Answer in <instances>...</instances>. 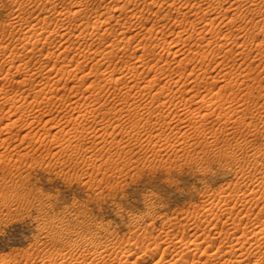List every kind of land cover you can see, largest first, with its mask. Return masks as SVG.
Returning a JSON list of instances; mask_svg holds the SVG:
<instances>
[{"label": "rangeland", "instance_id": "obj_1", "mask_svg": "<svg viewBox=\"0 0 264 264\" xmlns=\"http://www.w3.org/2000/svg\"><path fill=\"white\" fill-rule=\"evenodd\" d=\"M180 1L0 0V38H4L0 40L1 93L6 91L5 93L9 92V95L16 96L17 94L19 97H23V95L25 97L30 94L31 98L32 92H34L36 88L47 87V89H49L56 84L54 88L56 87L57 91H59H55L54 93H57L58 96L64 95L65 98L67 96L73 97L75 101L74 102L73 99V102L69 100L66 106L67 108L70 107V104L71 106L79 104H75L79 100V105L84 109L86 106H91L92 103V106L101 104L100 101H92L94 97L84 99V96H90V93H93L99 82L101 86L105 88L103 87L95 92H99L96 97H101V101L104 100L102 103L106 104L103 106V111L114 108L113 110L115 112L113 115L109 111L106 117H94L90 115L81 123L75 121L76 124L80 123L79 127L84 131V134L78 136L77 133L73 131V133L75 132L74 137V134L69 132L73 130L72 128L74 126H71V124L73 125L74 121L68 122V120L73 114L75 115V113H72L70 116L66 115L68 118L70 117L69 119L63 117L65 116V111L62 112L60 108L61 105L63 106L65 105L64 103H66L63 98L55 99L53 102L54 104L51 103L49 105L51 107L47 106L45 103H41V105L38 106L39 108H35V110H39L41 107L43 108L42 110L49 108L50 112L48 111V113L50 115L48 114L46 117L49 116L47 120L50 118L53 124L50 123V120L47 122L49 124H47L48 126L46 125V128H49L48 132L44 131L42 126L44 122H41V116L37 115L38 118L33 114H28L29 111H31V113L35 111L30 106L28 112L21 115L20 111L15 110V105L4 100H1L3 102L0 101V107L2 108H0V118H3L0 119V129L9 122H12V119L18 120V123L12 128L5 127L4 130L0 131V141L2 142V144L0 143V153H2V155L0 154V159L3 157L0 160V264H59V258L63 257V255L65 256V254V257H68L70 260L79 256L80 259H84L87 255L89 256V254L85 253L87 251L84 248V250H82V247L71 245V242H74V240H78L79 242L86 241L84 242L86 244H96V242L104 244L108 242L110 246L113 245V247L115 246L120 250H124L127 246L132 245V247L138 249V251L140 250L139 255L141 254L143 257L135 264H156V259L162 254H164L162 256L165 258L162 259L163 262L173 264V261L176 259L174 257H177L173 242L176 241V238H179L178 235L180 238L185 237L183 238L184 240L188 238L192 239L195 235L196 237L199 236L198 239H201L199 240L200 242H204L206 239L204 243L202 242L204 245H202L201 250L195 252L194 257L197 259L199 256L202 257L199 254L205 252L204 248L206 249V247L212 248L213 246V250L216 248V251L222 252L229 250L232 243L224 238L226 236V230L229 228L238 226L250 230L257 222V225L260 223L264 224V211L260 212V208L264 204L259 202L257 206L247 200L248 203L243 201L244 198L247 199L246 197L250 198L249 192L251 189V192L256 193L255 197L264 195V191L261 192L264 188L260 191V189L256 187V185H258V179L259 182L261 179L264 181V155H262L264 153V146H261L264 145V25L258 20L259 16H257L256 10L246 9L252 6V1L250 0H246V3L245 0ZM188 1L192 3L187 4ZM232 2H237L236 4L241 3L243 8L241 6V8H239L240 10L233 9V6H231ZM193 3L195 4L192 5ZM196 4L198 5L197 9ZM209 4L210 6H208ZM185 5H187V7H184ZM158 6H160V9ZM181 6L184 7L183 9L188 10L190 9L188 7L194 9L192 6H195V9L189 10L188 12V10H183ZM254 7L256 6H252V8ZM112 9L114 11H112ZM155 9L157 10L155 11ZM207 9H212V12L207 14ZM72 11L73 13H71ZM184 12L186 15H184ZM205 13L207 14L206 16ZM125 14L127 15L125 16ZM36 16L38 19H36ZM28 17L31 18V20ZM44 17L47 18L45 19ZM101 17L107 30L103 24L100 25L102 29L100 26H95V21L99 20L100 23V20H102ZM20 18L23 19V21L27 19L24 21L26 26H24L21 31V27H19L17 23L16 26L14 24V20ZM42 19H44V21ZM93 20L95 21L93 22ZM124 20L127 21L122 23ZM28 22L31 23L29 24ZM43 22L44 24L46 23L45 25L48 29L44 24H41ZM36 23H38L39 26L44 25L47 31L44 34L45 36L43 35L41 37L43 40L40 38V41H42L40 43L38 42L39 44L33 49L30 47L31 45L26 46V41L23 40V38L19 39L18 35H22L26 30L28 31L32 26L31 24L34 25ZM154 24L153 32H151L150 27ZM258 24L261 26L260 29ZM160 25H163L165 28ZM91 26L94 27L92 28ZM110 26H113L112 30ZM124 26L126 28H124ZM127 26L129 27L128 29ZM96 27H99V29ZM210 27L211 29L213 28L212 31ZM199 28L202 31L206 29V32L203 31L204 35L202 31L200 32ZM70 29H72V31ZM104 29L105 31H103ZM180 29H182L181 31L184 35L187 34V37L189 35L191 37L194 32L195 35L193 34L191 39L189 37V39L185 38L186 36L183 35L185 41V44H183V38L180 41L179 38L176 40V36L180 32ZM96 30H98V32ZM198 30L199 32H197ZM256 30L258 32H255ZM31 32V30L28 31L29 34ZM37 33L39 34L40 32ZM200 35H203V38ZM224 37L227 38L224 39ZM37 38L38 37H35L34 39V37H32V41ZM126 39L129 40L127 41ZM170 40H173L172 44H170ZM186 40L189 41L187 42ZM5 42L8 43L5 44ZM111 42H116L117 44L121 43V45H117L120 47L118 55L112 57V59L108 61H99L97 60L98 56L94 58V53L96 54V52L100 50L106 51ZM123 42L125 43L124 46L127 44V51L123 48ZM140 42H142L141 45ZM163 42H167V45L170 44L169 46L166 45L169 48L164 47L163 49L162 46L161 48L155 46L157 44H163ZM220 42H224L226 45ZM9 43L10 46L8 45ZM3 45L7 46L6 51H4L5 49L3 47L5 46ZM14 46L16 47L14 48ZM29 47L31 48L30 50ZM89 47L90 50L93 49L95 52L93 50L91 53L88 52L90 51ZM26 48L28 49L26 50ZM14 49L18 50V55H16L17 53ZM69 49L70 51H68ZM189 49L190 51L191 49L195 51V53H193L194 56H196L195 58L192 55V51L188 52ZM10 50L11 52H9ZM25 51H29L30 53L28 52V54ZM202 51L206 52L205 57L203 56L204 53H201ZM184 52L185 56H187L186 53H190L186 59L183 55ZM20 53L22 54L20 55ZM23 53L26 55V58ZM7 54L9 56H5ZM53 55L57 56L54 57ZM49 56H53L52 59L49 58ZM14 57L17 60H13ZM187 59L192 62H188ZM7 60H13L14 62L12 63ZM139 60H141V62ZM41 61L44 62V64L46 63L47 66L42 65L43 63ZM98 61L99 63H97ZM78 62H80V64ZM144 62H146V64ZM14 63H16V66H12ZM95 63L99 65L97 66ZM130 65H137L139 68L135 71L133 69L129 70L128 66ZM72 66H76L75 68L77 71L74 68L71 72ZM152 66H156L157 69H154ZM161 66H164V68ZM109 67L112 69H109ZM122 67L123 72L126 74L124 80L127 81L129 77L132 79L135 77L134 80H136L139 76L136 81L138 82L141 80L139 83H141L142 86H144V84L148 85L150 81V86H148L152 94L156 91L155 89L159 90L164 86V88L166 87L163 89L165 92L164 94H168V97L173 96V99L175 97V100H181L182 98L188 99V105L194 106V109L195 106L196 109H198L199 105L202 104V95L208 94L209 98V96L215 94L220 96L218 100L215 102L213 101L214 104L211 103V105H213L212 110L215 109L217 105L215 103L221 99H223L222 103L224 107L223 109H215V113L211 112L212 110L209 111L205 116L207 119L205 117L204 119L198 117L197 120L190 119L186 121L183 119L181 122L178 121V117L172 119L173 121L167 118V121L170 120V125L168 123L165 124L160 118L158 120V117L155 115L150 117V119H144L145 122L142 119L137 125L138 127L140 126L139 128H137V126L132 127V120H136L137 114L133 116L131 112L134 111H131L130 115H127L128 113H120L119 109L134 107L140 103L145 105V102L149 104L148 102H150L152 98L149 100L151 96L145 95L149 90L145 91L142 95H136L138 100L131 97L130 100L132 103L130 100L126 103L122 94L119 95V97H115V99L107 96L109 91L111 92L114 88H111V84L103 83V74L107 76L111 70H122ZM28 69H30L31 72L28 71ZM92 69L93 72L91 73L90 71ZM141 69H143V73L141 72V74H139ZM49 70H51V75L49 74ZM155 70L158 71L155 72ZM130 71L136 74L133 73L131 75V73H129ZM33 72H35L34 74L36 75L30 76ZM62 72L64 74H62ZM54 73L57 75H53ZM91 74L93 75L91 76ZM153 74H157L156 81L150 79ZM164 74L165 76H163ZM180 74L183 76L182 78ZM28 75L33 78H31V81L24 82L22 78L25 80V78L29 77ZM83 75L86 76L81 79ZM178 76L180 77L178 78ZM211 76H214V79ZM174 78H178V83ZM174 80L175 84L177 83L176 85H172ZM225 80H228L227 82L229 84H227ZM91 82L94 84H91ZM88 83H90V85ZM193 84L196 89L201 91L200 97L192 98L190 97L191 93H186L190 87H194ZM176 88H180L184 91H179L180 93L175 91V94L173 91L174 89L176 90ZM216 90L220 91L215 93L217 92ZM135 91L136 89L134 90L133 88L132 94H134L133 92ZM211 92L214 93L212 94ZM49 94L50 93H48V95ZM43 96L44 95H42V97L40 96L41 99L39 98L41 102L46 100ZM78 96H83L84 98L82 97L83 99H81ZM189 98L190 101L192 99L194 101L192 100L190 103ZM120 100L121 102H119ZM133 100L138 102L135 103ZM83 102H89L91 105H81ZM152 103L153 102H151L150 105H152ZM153 104V106L156 107L159 102L156 101ZM114 106H116L117 109ZM57 107H59L60 112ZM159 107L160 106L156 107L157 111H161L165 115L171 110V106H167V104ZM245 108L246 111H244ZM113 110H111V112ZM222 110H224V112ZM143 111L142 114L143 116L145 115L144 117L146 118V116H148V110L145 109ZM9 113L10 116H8ZM225 113L228 117L224 118L219 116ZM109 114L110 117L108 116ZM53 115L58 117H53ZM7 116L9 119H6ZM46 117L44 118L45 120ZM57 118L59 122L56 121ZM237 118H240V120H237ZM60 120L63 124L67 121L64 124L65 126L60 123ZM147 120H149L148 123H146ZM32 121L33 123H30ZM110 121L114 122L112 123ZM183 121L185 122L183 123ZM191 121L194 124H191ZM106 122H109L112 127H109L107 132H103L101 128L108 125ZM158 122H160V125ZM255 122L257 124H255ZM117 123H119V126ZM115 124L117 126L114 131L113 126ZM184 124H186V126ZM201 124L204 126L199 127V129L194 127ZM39 125L42 129H39ZM52 125H55L56 128ZM160 126H163L161 128L164 129L163 137V134L160 135L155 129ZM61 127L63 130L60 129ZM169 127L173 130L172 132ZM257 128L259 131L256 130ZM64 129L66 132H64ZM59 130L62 133H60ZM26 131L27 135H25ZM55 131L57 134L54 133ZM254 132L257 133L255 134ZM69 133H71V135ZM2 135L3 138L6 137V140L1 138ZM61 136H65V141ZM61 138L64 142H62ZM21 139L24 141H21ZM8 140L10 141L9 143L6 142ZM62 144H64V146ZM256 148L260 154L255 153L257 152ZM255 157L256 161L254 160ZM257 161L261 163L259 164ZM260 165H262V167ZM261 175L262 178L260 179ZM253 190H256V192ZM242 195L243 199L241 198ZM232 196L233 199L231 198ZM226 197L232 200L229 202L230 199L228 200ZM252 204L254 206H252ZM224 209L225 211L223 212ZM214 211L218 216H215ZM230 211L233 213L229 215L228 212ZM250 212L251 214L249 215ZM227 216H229V218H226ZM251 222L256 223L254 224ZM252 224L253 226H250ZM192 227H195L194 230L191 229ZM202 229L204 231H202ZM205 231L206 233L210 232V240H208L209 237L204 238L203 233H205ZM175 234L177 237L173 236ZM232 239L233 238H230V240ZM262 239L261 245L264 250V239ZM169 246L171 247L169 248ZM154 247L157 250L154 251L155 253L151 251ZM142 249L146 252L144 255L141 253L143 252ZM162 251H164V253ZM172 252L174 256H172ZM82 253L86 256L82 255ZM253 254L254 253H247L246 255V253H244V257L240 256L238 258L242 260V263L244 262L243 264H253L252 260L255 261L257 257H260L259 252ZM192 256L190 258H193ZM183 257H187V255L184 254ZM200 257L198 259L201 262V260L205 258V255H203L202 259H200ZM248 259L251 261L249 260L248 262ZM213 262L216 263L217 261L215 262L214 260ZM196 264L200 263L196 262Z\"/></svg>", "mask_w": 264, "mask_h": 264}, {"label": "bare ground", "instance_id": "obj_2", "mask_svg": "<svg viewBox=\"0 0 264 264\" xmlns=\"http://www.w3.org/2000/svg\"><path fill=\"white\" fill-rule=\"evenodd\" d=\"M155 1V0H154ZM176 1V0H175ZM180 1V0H179ZM190 1V0H189ZM189 1H188V3L187 4H191V3H189ZM222 1V0H221ZM235 1V0H234ZM250 1H252L251 3V5L252 6H256V7H254V8H252V6H250L249 8L247 7L246 9H250V10H256V14H257V16H259V18H258V20L260 21V22H262L263 23V25H264V0H259V2H258V0H250ZM250 1H248V2H250ZM181 2V1H180ZM184 2V1H183ZM182 2V3H183ZM220 2V1H219ZM154 3V2H153ZM237 3V2H236ZM235 2H232V5L231 6H233L232 8L233 9H238V10H240L239 8H241V6H242V4L241 3H238V4H236ZM245 3H246V0H245ZM173 4H174V2H173ZM185 4H186V2H185ZM195 3H193L192 5H194ZM221 4V3H220ZM241 4V5H240ZM248 4V3H247ZM22 5V4H21ZM171 5V4H170ZM197 5V4H196ZM244 5V4H243ZM76 6H77V4H76ZM183 6V5H182ZM181 6V7H182ZM208 6H210V4L208 5ZM230 6V5H229ZM230 6V7H231ZM234 6H235V8H234ZM22 7V6H21ZM79 7V6H78ZM152 7V6H151ZM159 7V9H160V6H158ZM184 7H187V5H185ZM184 7H182V9L184 8ZM192 7H194V9H195V6H192ZM197 7H198V5L196 6V9H197ZM230 7H229V9H230ZM246 7V6H245ZM244 7V8H245ZM188 8H190L189 10L191 11L192 9H191V7H188ZM242 8H243V6H242ZM23 9V8H22ZM193 9V10H194ZM54 10V9H53ZM71 10V9H70ZM76 10H77V8H76ZM76 10H75V12H76ZM157 9H155V11H156ZM183 10H188V9H183ZM189 10H188V12H189ZM238 10H235V11H238ZM78 11H80V10H78ZM112 11H114L113 9H112ZM195 11H198V10H195ZM195 11H194V14H195ZM207 11V14L209 13V12H212V9H207L206 10ZM205 11V12H206ZM59 12H61V11H59ZM58 12V13H59ZM70 12V11H69ZM82 12V11H81ZM96 12V11H95ZM136 12V11H135ZM134 12V13H135ZM141 12L143 13V11L141 10ZM140 12V13H141ZM181 12H183V11H181ZM67 13V12H66ZM71 13H73V11L71 12ZM79 13V12H78ZM78 13H77V15H78ZM106 13V12H105ZM132 13V12H131ZM137 13V12H136ZM135 13V14H136ZM139 13V12H138ZM253 13V12H252ZM75 14V13H74ZM188 14V13H187ZM191 14H193V13H191ZM206 13H205V16L207 15ZM210 14H212V13H210ZM209 14V15H210ZM255 14V13H254ZM17 15V14H16ZM68 15H70V14H68ZM93 15V14H92ZM104 15V14H103ZM127 14H125V16H126ZM184 15H186V13L184 12ZM189 15V14H188ZM72 16H73V14H72ZM94 16V15H93ZM130 16H132V15H130ZM136 16V15H135ZM140 16V15H139ZM204 16V15H203ZM202 16V17H203ZM22 17V16H21ZM40 17V16H39ZM66 17H68V16H66ZM71 17V16H70ZM98 17H100V16H98ZM108 17H109V15H108ZM29 18V17H28ZM45 18V17H44ZM47 18V17H46ZM45 18V19H46ZM110 18V17H109ZM125 18V17H124ZM128 18H129V16H128ZM204 18H206V17H204ZM30 20H31V18H29ZM36 19H38L37 18V16H36ZM41 19V18H40ZM68 19V18H67ZM101 19H102V17H101ZM106 19H107V17H106ZM215 19V18H214ZM25 20H27V19H25ZM24 20V21H25ZM35 20V19H34ZM43 21H44V19H42ZM95 20H96V18H95ZM95 20H93V22L95 21ZM98 20V19H97ZM202 20H203V18H202ZM202 20H201V22H202ZM210 20H211V18H210ZM24 21H23V19H16V20H14V24H15V26H16V23L19 25V27H21V29H20V31L22 30V28L24 27V26H26L25 25V23H24ZM101 22L99 23V20L98 21H95L96 23V25L95 26H100L101 24H103V19L102 20H100ZM105 21V20H104ZM127 21V20H126ZM125 20H124V22H122V23H125L126 22ZM259 21H257V22H259ZM32 22V21H31ZM30 22V23H31ZM36 22V21H35ZM34 22V23H35ZM39 22V21H38ZM130 22V21H129ZM128 22V24L130 25V23ZM208 22L210 23V21H209V19H208ZM29 23V22H28ZM29 23V24H30ZM62 23V22H61ZM132 23H133V20H132ZM132 23H131V25H132ZM205 23V22H204ZM208 23V24H209ZM41 24H44V22L43 23H41ZM40 24V25H41ZM46 24V23H45ZM44 24V25H45ZM48 24V23H47ZM66 24V23H65ZM105 24H106V21H105ZM136 24V23H135ZM206 24V23H205ZM205 24H204V26H205ZM32 26L29 28V30L28 31H32L30 34L28 33V31L26 30L25 31V33H23L22 35H18L19 37V39L20 38H23V40H25L26 41V46H28V45H31L30 47L31 48H36V45L37 44H39L43 39L41 38L45 33H46V31H47V27H46V25H45V27L47 28H45L44 27V25H41V26H39L38 25V23H36V24H31ZM104 25V24H103ZM107 25V24H106ZM201 25V24H200ZM259 25V24H258ZM10 26V25H9ZM27 26H28V24H27ZM155 26V24L154 25H152L150 28V30H151V32H153V27ZM160 26H163V25H160ZM203 26V27H204ZM206 26H207V24H206ZM260 26V25H259ZM92 27V26H91ZM94 27V26H93ZM92 27V28H93ZM104 27L106 28V26L104 25ZM103 27V28H104ZM108 27V26H107ZM113 27V26H112ZM111 26H110V29L112 30L113 28H112ZM123 27V26H122ZM157 27H158V25H157ZM164 27V26H163ZM97 29H99V27H96ZM96 28H94V29H96ZM100 28H101V26H100ZM124 28H126L125 26H124ZM129 27L127 26V29H128ZM133 28V27H132ZM160 28V27H159ZM158 28V29H159ZM165 28V27H164ZM163 28V29H164ZM202 28V27H201ZM208 28V27H207ZM258 28V27H257ZM256 28V29H257ZM261 28V26L259 27V29ZM263 28V27H262ZM26 29V28H25ZM57 29V28H56ZM60 29H62V28H60ZM87 29V28H86ZM102 29V28H101ZM109 29V30H110ZM157 29V30H158ZM161 29V28H160ZM205 29V28H204ZM210 29H211V27H210ZM69 30V29H68ZM71 31H72V29H70ZM83 30V29H82ZM106 30H107V28H106ZM148 30V29H147ZM182 29H180V32L178 33V35L176 36L177 38H176V40H178V38H179V41L183 38V35H184V33H182V31H181ZM187 30V29H186ZM199 30H200V32L202 31L200 28H199ZM199 30L197 31V32H199ZM206 30V29H205ZM205 30H203V31H205ZM213 30V28L211 29V31ZM89 31V30H88ZM97 32H98V30H96ZM103 31H105V29L103 30ZM124 31H126V30H124ZM159 31V30H158ZM162 31V30H161ZM160 31V32H161ZM185 31V30H184ZM193 31V30H192ZM194 31H196V30H194ZM203 31H202V34H203ZM208 31H209V29H208ZM210 31V32H211ZM263 31V30H262ZM17 32V31H16ZM37 32H40L39 34L37 33ZM54 32V31H53ZM83 32L85 33V31L83 30ZM87 32V31H86ZM109 32V31H108ZM107 32V33H108ZM113 32V31H112ZM140 32V31H139ZM148 32H150V31H148ZM155 32H156V30H155ZM187 32V31H186ZM206 32V31H205ZM204 32V33H205ZM255 32H258L257 30L255 31ZM10 33V32H9ZM14 33V32H13ZM22 33V32H21ZM37 33V34H36ZM70 33V32H69ZM81 33H82V31H81ZM102 33V32H101ZM124 33V32H123ZM135 33H137V32H135ZM157 33V32H156ZM189 33V32H188ZM190 33H191V30H190ZM189 33V34H190ZM259 33H260V31H259ZM259 33H257V34H259ZM15 34V33H14ZM18 34V33H17ZM20 34V33H19ZM34 34H36V35H34ZM50 34V33H49ZM49 34H47V35H49ZM83 34V33H82ZM82 34H81V36H82ZM121 34V33H120ZM127 34V33H126ZM126 34H124V35H126ZM146 34V33H145ZM162 34V33H161ZM164 34V33H163ZM194 35H195V32L193 33ZM193 34L191 35V37L193 36ZM264 34V33H263ZM46 35V36H47ZM75 35V34H74ZM115 35H117V34H115ZM187 34H185L184 36H186ZM204 35V34H203ZM203 35H200L202 38H203ZM262 35V34H261ZM45 36V35H44ZM60 36V35H59ZM76 36V35H75ZM78 36V35H77ZM148 36V35H147ZM227 36V35H226ZM242 36V35H241ZM254 36V35H253ZM264 36V35H263ZM32 37H34V39H35V37H38L36 40H34V41H32ZM60 37H62V36H60ZM66 37H68V36H66ZM143 37V36H142ZM190 39H191V37H190V35L188 36ZM187 36L185 37V38H188ZM228 37V36H227ZM227 37H224V39L225 38H227ZM1 38H3V37H1ZM1 38H0V40H1ZM40 38L42 39L41 41H40ZM49 38V37H48ZM69 38V37H68ZM79 38V37H78ZM118 38V37H117ZM127 38V37H126ZM174 38V37H173ZM188 38V39H189ZM205 38H206V36H205ZM229 38V37H228ZM254 38V37H253ZM262 38V37H261ZM4 39V38H3ZM9 39V38H8ZM17 39V38H16ZM15 39V40H16ZM115 39V38H114ZM120 39V38H119ZM47 40V39H46ZM46 40H44V41H46ZM71 40V39H70ZM127 40V39H126ZM129 40V39H128ZM127 40V41H128ZM139 40V39H138ZM174 40V39H173ZM173 40H170L169 42H170V44H172L173 43ZM10 41V40H9ZM13 41V40H12ZM21 41V40H20ZM31 41V42H30ZM52 41V40H51ZM77 41H78V39H77ZM142 41V40H141ZM172 41V42H171ZM183 41H184V38H183ZM187 42L189 41V40H186ZM223 41V40H222ZM22 42V41H21ZM39 42V43H38ZM70 42V41H69ZM81 42V41H80ZM125 42V41H124ZM123 42V46H124V43ZM165 42V41H164ZM163 42V44L161 43V44H157V45H155L156 47H160L161 48V46H162V48L164 49V47L166 48L167 46H169V45H167V42L166 43H164ZM177 42V41H176ZM228 42V41H227ZM232 42V41H231ZM8 43V42H7ZM6 42H5V44H7ZM45 43V42H44ZM60 43H62V42H60ZM73 43H74V41H73ZM109 43V42H108ZM116 43V42H115ZM114 42L112 43L111 42V44L108 46V48H107V50L104 52V51H97L96 52V54L94 53V58H96L97 56H98V59L97 60H99V61H103V60H109V59H112V57H114V56H116V55H118V53H119V46H117V45H121V43H119V44H115ZM138 43H139V41H138ZM141 43L142 42H140V45H141ZM144 43V42H143ZM211 43V42H210ZM209 43V44H210ZM220 43H222V42H220ZM219 43V44H220ZM226 43V42H225ZM23 44H24V42H23ZM23 44H21V45H23ZM43 44V43H42ZM183 44H185V41H184V43ZM182 44V45H183ZM223 45H226V44H224V42L222 43ZM9 46H10V43L8 44ZM67 45V44H66ZM65 45V46H66ZM72 45V44H71ZM149 45V44H148ZM167 45V46H166ZM207 45V44H206ZM217 45V44H216ZM215 45V46H216ZM222 45V46H223ZM3 46H5V45H3ZM2 46V47H3ZM9 46H8V48H9ZM13 46V45H12ZM43 46V45H42ZM56 46H58V45H56ZM61 46V45H60ZM68 46V45H67ZM78 46V45H77ZM219 46V45H218ZM16 46H14V48H15ZM21 47V46H20ZM23 47V46H22ZM29 47V50L31 49ZM73 47V46H72ZM126 47H127V44L123 47L124 48V50H126ZM5 50L4 51H6V49H7V46H5V47H3ZM12 48V47H11ZM62 48V47H61ZM75 48H76V46H75ZM88 48V47H87ZM145 48V47H144ZM149 48V47H148ZM155 48V47H154ZM167 48H169V47H167ZM178 48V47H177ZM179 48H180V46H179ZM178 48V49H179ZM17 49V48H16ZM19 49V48H18ZM28 48H26V50H27ZM104 49V48H103ZM151 49V48H150ZM204 49V48H203ZM1 50V49H0ZM3 50V49H2ZM89 50H90V47H89ZM93 50V49H92ZM92 50H90V51H88V52H90L91 53V51ZM124 50H122V51H124ZM144 50V49H143ZM153 50V49H152ZM180 50V49H179ZM184 50H185V48H184ZM183 50V51H184ZM204 50H206V49H204ZM13 51V50H12ZM14 51H16V55H18V53L19 52H17L18 50H15L14 49ZM61 51H63V50H61ZM68 51H70V49L68 50ZM77 51V50H76ZM94 51V50H93ZM121 51V52H122ZM127 51V50H126ZM178 51V50H177ZM191 51H192V55L194 56V54L193 53H195V51H193L192 49H191ZM190 51V49L188 50V52H191ZM9 52H11V50L9 51ZM21 52V51H20ZM26 53H28L27 51H25ZM56 52V51H55ZM80 52V51H79ZM95 52V51H94ZM176 52V51H175ZM199 52V51H198ZM30 53V52H29ZM28 53V54H29ZM47 53V52H46ZM45 53V54H46ZM49 53V52H48ZM50 53H51V51H50ZM78 53V52H77ZM85 53V52H84ZM180 53V52H179ZM202 54H203V56L205 57V54H206V52H201ZM11 54V53H10ZM22 53H20V55H21ZM52 54V53H51ZM60 54V53H59ZM59 54H57L58 56H60ZM67 54V53H66ZM182 54V53H181ZM189 54L190 53H186V55L187 56H189ZM201 54V55H202ZM12 55V54H11ZM10 55V56H11ZM15 55V54H14ZM23 55H25L24 53H23ZM31 55V54H30ZM49 55V54H48ZM57 55H55V56H57ZM81 55V54H80ZM79 55V56H80ZM82 55H83V53H82ZM184 56H185V52H184V54H183ZM5 56H9L8 54L7 55H5ZM29 56V55H28ZM27 56V57H28ZM51 56V55H50ZM49 56V58H51L52 59V57L54 56H52V57H50ZM54 56V57H55ZM79 56H78V58H79ZM87 56H88V54H87ZM92 56V57H93ZM187 56H185V59H186V57ZM192 56V57H193ZM12 57H13V55H12ZM24 57V56H23ZM30 57V56H29ZM44 57V56H43ZM42 57V58H43ZM81 57V56H80ZM143 57H144V55H143ZM191 57V56H190ZM196 56H194V58H195ZM203 57V58H204ZM17 58V57H16ZM21 58V57H20ZM25 58H26V55H25ZM48 58V57H47ZM56 58H59V57H56ZM64 58V57H63ZM138 58V57H137ZM141 58V57H140ZM3 59V58H2ZM9 59H10V57H9ZM15 59V57L13 58V60ZM28 59V58H27ZM45 59V58H44ZM77 59V58H76ZM190 59H192V58H190ZM9 61V60H7V61H9V62H14V61ZM15 60H17V59H15ZM20 60V59H19ZM18 60V61H19ZM24 60V59H23ZM83 60V59H82ZM89 60V59H88ZM94 60V59H93ZM183 60V59H182ZM32 61V60H31ZM35 61V60H34ZM77 61V60H76ZM99 61L97 62V63H99ZM106 61V62H107ZM111 61V60H110ZM140 62H141V60H139ZM138 61V62H139ZM178 61H180V60H178ZM187 61H188V59H187ZM189 61H191V60H189ZM188 61V62H189ZM20 62H22V61H20ZM42 62V61H41ZM48 62H49V60H48ZM67 62V61H66ZM183 62V61H182ZM192 62V61H191ZM19 63V62H18ZM18 63H17V65H18ZM25 63V62H24ZM29 63V62H28ZM40 63V62H39ZM43 64L42 65H46L47 66V64L45 63L44 64V62H42ZM63 63V62H62ZM79 64H80V62H78ZM77 63V64H78ZM97 63H95L96 65H97ZM103 63V62H102ZM133 63V62H132ZM143 63V62H142ZM145 64H146V62H144ZM181 63V62H180ZM16 63H14V65H12V66H16L15 65ZM21 64H23V63H21ZM26 64V63H25ZM33 64V63H32ZM54 64V63H53ZM66 64V63H65ZM69 64V63H68ZM101 64V63H100ZM106 65L108 64V63H105ZM145 64H144V66H145ZM10 65V64H9ZM24 65V64H23ZM27 65V64H26ZM25 65V66H26ZM52 65V64H51ZM62 65V64H61ZM99 65V64H98ZM97 65V66H98ZM103 65V64H102ZM109 65V64H108ZM114 65V64H113ZM139 65V64H138ZM19 66V65H18ZM65 66V65H64ZM68 66V65H67ZM127 66V65H126ZM8 67V66H7ZM43 67V66H42ZM52 67V66H51ZM60 67V66H59ZM66 67V66H65ZM73 67V66H72ZM76 67V66H75ZM75 67H73L72 69H71V72H72V70L75 68ZM77 67H79V66H77ZM129 67V70L130 69H133L134 71L135 70H137L139 67L137 66V65H130V66H128ZM154 69L156 68V66L154 67V66H152ZM162 68H164V66H161ZM17 68V67H16ZM20 68V67H19ZM38 68H40V67H38ZM37 68V69H38ZM83 68V67H82ZM85 68V67H84ZM114 68V67H113ZM118 68V67H117ZM143 68V67H142ZM146 68V67H145ZM148 68V67H147ZM151 68V67H150ZM158 68H160V67H158ZM161 68V69H162ZM4 69V68H3ZM6 69H9V68H6ZM22 69H23V67H22ZM34 69V68H33ZM48 69H51V68H48ZM52 69H53V67H52ZM65 69V68H64ZM76 69V68H75ZM81 69V68H80ZM80 69H78V70H80ZM95 69H98V68H95ZM109 69H112V68H110L109 67ZM125 69H127V68H125ZM124 69V70H125ZM144 69V68H143ZM143 69H141V71H140V73H139V71H138V73L139 74H141V72H142V70ZM153 69V70H154ZM157 69V68H156ZM11 70V69H10ZM17 70H20V69H17ZM26 70V69H25ZM54 70V69H53ZM58 70V69H57ZM83 70V69H82ZM116 70H118V69H116ZM116 70H111V72L107 75V76H105V74H103V79H102V81H103V83L105 82V84H111V88L113 89H110V90H112L111 92L109 91V94H107V96L108 97H113L114 99H115V97H119V95H121L122 94V96H123V99L125 98V102L127 103V101H129L130 100V98L131 97H133V98H136V95H138V94H143V93H145V91H147V90H149L150 89V85H149V82H148V85L147 84H144V86H142V84L141 83H139L140 81H136L137 80V78L139 77H137L136 78V80H134V75H133V79L131 78V77H129L128 79H127V81L126 80H124V77L126 76V74L123 72V67H122V70L121 69H119L118 71H116ZM152 70V69H151ZM192 70V69H191ZM28 71H30V69H28ZM27 71V72H28ZM39 71H40V69H39ZM41 71H43V70H41ZM45 71V70H44ZM46 71H48V70H46ZM50 71L51 70H49V74H50ZM63 71V70H62ZM76 71H77V69H76ZM97 71V70H96ZM126 71V70H125ZM158 70H155V72H157ZM162 71V70H161ZM176 71V70H175ZM8 72V71H7ZM20 72V71H19ZM31 72V71H30ZM75 72V71H74ZM82 72V71H81ZM88 72V71H87ZM87 72H85V73H87ZM91 73L93 72V69L90 71ZM105 72V71H104ZM127 72V71H126ZM133 72V71H132ZM145 72H146V70H145ZM193 72V71H192ZM5 73V72H4ZM3 73V74H4ZM9 73V72H8ZM16 73V72H15ZM22 73V72H21ZM35 72H33V74H29L30 76H32V75H36V74H34ZM37 73V72H36ZM39 73V72H38ZM41 73V72H40ZM56 73V72H55ZM53 74V75H57V74ZM76 73V72H75ZM106 73V72H105ZM129 73H131V71L129 72ZM133 73H135V72H133ZM133 73H131V75L133 74ZM143 73V72H142ZM150 73V72H149ZM159 73V72H158ZM171 73V72H170ZM176 73V72H175ZM16 74H18V73H16ZM15 74V75H16ZM24 74V73H23ZM22 74V75H23ZM28 74V73H27ZM47 74V73H46ZM62 74H64L63 72H62ZM136 74V73H135ZM139 74H137V75H139ZM148 74V73H147ZM178 74V73H177ZM184 74V73H183ZM182 74V75H183ZM11 75H12V73H11ZM10 75V76H11ZM28 75V76H29ZM51 75V74H50ZM49 75V76H50ZM52 75V76H53ZM67 75H68V72H67ZM87 75V74H86ZM86 75H83L82 77H81V79H83V78H85V76ZM93 74H91V76H92ZM130 75V74H129ZM186 75V74H185ZM7 76V75H6ZM13 76V75H12ZM27 77V78H25V80L22 78V80L24 81V82H28V81H31V78H33V77ZM41 76V75H40ZM45 76V75H44ZM48 76V77H49ZM60 76V75H59ZM65 76V75H64ZM128 76V75H127ZM141 76V75H140ZM163 76H165V74L163 75ZM172 76V75H171ZM174 76H175V74H174ZM180 76H181V74H180ZM180 76H178V78L180 77ZM218 76V75H217ZM220 76V75H219ZM160 77V76H159ZM177 77V76H176ZM183 76H181V78H182ZM185 77H187V76H185ZM184 77V78H185ZM211 77H213V79H214V76H211ZM18 78V77H17ZM59 78V77H58ZM58 78H57V80H58ZM127 78V77H126ZM142 78H143V76H142ZM146 78V77H145ZM157 78V74H153V76L150 78V79H156ZM162 78V77H161ZM173 78V77H172ZM178 78H174L175 80H176V82L178 83V81H177V79ZM188 78V77H187ZM216 78V77H215ZM217 78H219V77H217ZM223 78H225V77H223ZM1 79H3V78H1ZM7 79V78H6ZM11 79V78H10ZM39 79H41V78H39ZM38 79V80H39ZM49 79V78H48ZM61 79V78H60ZM144 79V78H143ZM143 79H142V82H143ZM158 79H160V78H158ZM220 79V78H219ZM226 79V78H225ZM228 79V78H227ZM36 80V79H35ZM56 80V81H57ZM68 80H69V78H68ZM139 80V79H138ZM175 80H174V83L172 82V85L173 84H175ZM179 80H181V79H179ZM59 81V80H58ZM152 81V80H151ZM156 81V80H155ZM161 81V80H160ZM217 81H219V80H217ZM226 81V80H225ZM228 81V80H227ZM226 81V82H227ZM41 82V81H40ZM47 82H49V81H47ZM145 82V81H144ZM171 82V81H170ZM226 82H224V83H226ZM18 83V82H17ZM54 83H57V82H54ZM93 82H91V84H92ZM102 83V84H103ZM165 83H167V82H165ZM176 83V84H177ZM215 83V82H214ZM34 84H35V82H34ZM33 84V85H34ZM41 84V83H40ZM89 85H90V83H88ZM94 84V83H93ZM96 84V83H95ZM155 84H156V82H155ZM157 84H160V83H157ZM168 84V83H167ZM175 84V85H176ZM227 84H229L228 82H227ZM45 85V84H44ZM46 85H47V83H46ZM45 85V86H46ZM56 85V84H55ZM54 85V86H55ZM97 85L98 86H96L95 87V90L93 91V93H90V96H78L79 98H81V99H87L88 97H94V99L92 100V101H96V102H99L100 101V103L101 104H98V105H94V106H92L93 105V103H92V105L89 103V102H87V103H85V102H83V103H81V105H91V106H86L84 109H83V107L82 106H80L79 104H80V102H76L75 104H77V103H79V104H77V105H75V106H71V104H70V107L69 108H67L66 106L68 105L67 103L69 102V100H71L72 101V99H73V97H69V96H67L66 98L64 97V95H60V96H58V94L57 93H54L55 91H57V88L55 87L54 88V86L52 87V88H49V89H47V87H43V88H39V89H35V91L33 90V88H32V90L34 91V92H32L31 94V98H30V94H28L27 96H25L24 97V95H23V97H19V96H17V94H16V96H14V95H9L8 93H5V92H2L1 93V91H0V101L1 100H4V101H6V102H9V103H12L13 105H15L16 106V109L15 110H18V111H20L21 112V115L22 114H25V113H27L28 112V108H29V106L32 108V109H34L35 110V108L36 107H38V106H40L41 105V103H45L47 106H49L51 103H53L54 102V100L55 99H57V98H63L65 101H66V103H64L65 105H61V109H62V112L63 111H65V116H63V117H67L66 115H72V113H75V115H74V117H73V115H72V117L69 119L68 117V122H70V121H74V123H73V125L71 124V126H74L72 129V131H69V132H71V133H73V131H75L76 133H77V135L78 136H81V135H83L84 134V131H82L81 129H80V127H79V124L81 123V122H83L84 120H86V118L88 117V116H90V115H93L94 117H97V116H105L106 117V114L107 113H109V111H110V113L111 114H113V113H115L114 112V108H110V109H107V110H105V111H103V106L104 105H106V104H103L102 102H104V100L103 101H101V97H96L97 96V93H99V92H95V91H98L99 89H102L104 86H101V84L98 82L97 83ZM152 85V84H151ZM162 85V84H161ZM170 85V84H169ZM181 85V84H180ZM194 85V84H193ZM192 85V86H193ZM197 85V84H196ZM223 85H226V84H223ZM31 86V85H30ZM43 86V85H42ZM41 86V87H42ZM52 86V85H51ZM92 86V85H91ZM153 86V85H152ZM160 86V85H159ZM163 86V85H162ZM168 86V85H167ZM171 86V85H170ZM198 86V85H197ZM196 86V87H197ZM49 87V86H48ZM64 87H66V86H64ZM110 87V86H109ZM155 87V86H154ZM157 87V86H156ZM169 87V86H168ZM184 87V86H183ZM222 87V86H221ZM226 87V86H225ZM1 88V87H0ZM73 88V87H72ZM105 88V87H104ZM133 88H134V90L136 89V91L135 92H133L134 94H132V91H133ZM157 88H159V87H157ZM162 88V87H161ZM160 88V89H161ZM166 88V87H165ZM164 88V86H163V88L160 90H157V89H155L156 91L152 94V91L151 90H149V91H147V93L145 94V95H149V96H151L150 98H149V100H150V102H148L149 104H147V102H145V105L144 104H142V103H140V104H137L136 106H132V107H130V108H125V109H121L120 107V109H119V112L120 113H128L127 115H130V112L131 111H134V112H131V114L134 116V114H137V118H136V120L135 121H133L132 119V127H136L140 122H141V120L143 119H150V117H153V116H157L158 117V120H159V118L166 124V123H168V124H170V120L169 121H167L168 119L167 118H169V119H174V118H177V119H179L178 121H181V120H183V119H185L186 121L187 120H197L198 119V117H201V118H203L204 119V117L207 115V113L209 112V111H211L212 110V108H213V105H211V103H213V101L215 102L216 100H218L219 99V96H217V95H212V96H209V98H208V94L207 95H202L201 96V91L200 90H198V89H196L195 88V85H194V87H190V89L188 90V88H187V90L188 91H186V93H191V95H190V97H192V98H195V97H202V104L201 105H199V107H198V109H196V106H195V109H194V106L192 107L191 105H188V99H185V98H182L181 100H175V97H174V99H173V96L172 97H168V94H164L165 92L163 91V89H165ZM198 88V87H197ZM26 89V88H25ZM71 89V88H70ZM172 89V88H171ZM194 89H195V91H194ZM221 89V88H220ZM2 90V89H1ZM106 90H107V87H106ZM153 90V89H152ZM167 90V89H166ZM28 91V90H27ZM30 91H31V89H30ZM59 91V90H58ZM57 91V92H58ZM77 91V90H76ZM101 91V90H100ZM173 91V90H172ZM183 92L180 88H176V90L174 89V91H173V93L174 92ZM217 91V90H216ZM220 91V90H219ZM219 91H217V92H215V93H218ZM222 91V90H221ZM92 92V91H91ZM167 92V91H166ZM176 92H175V94H176ZM179 92V93H180ZM48 93H50L49 95H48ZM85 93V92H84ZM83 93V94H84ZM212 94L214 93V92H211ZM75 94V93H74ZM82 94V93H81ZM204 94H206V93H204ZM220 94V93H219ZM222 94V93H221ZM2 95V96H1ZM42 95H44L43 96V98H46V100H44L43 102H41V100H39V98H40V96L42 97ZM76 95V94H75ZM99 95V94H98ZM181 95V94H180ZM223 95V94H222ZM21 96V95H20ZM106 96V97H107ZM121 96V97H122ZM135 96V97H134ZM179 96V95H178ZM77 97V98H78ZM83 97V98H82ZM138 97V96H137ZM189 97V96H188ZM187 97V98H188ZM42 98V99H43ZM78 98V99H79ZM144 98V97H143ZM142 98V99H143ZM222 98V97H221ZM220 98V99H221ZM252 98V97H251ZM41 99V98H40ZM60 99H58V100H60ZM62 99V100H63ZM121 99V98H120ZM139 99H140V97H139ZM141 99V100H142ZM145 99H146V97H145ZM144 99V100H145ZM210 99V100H209ZM63 100V101H64ZM77 100V99H76ZM135 100V99H134ZM133 100V101H134ZM136 100H138L137 98H136ZM158 101L159 102V104H157V106H160V107H162L164 104L166 105L167 104V106H171V110H170V112L168 113L167 112V114L165 115V114H163V112H158L157 111V106L155 107V106H153L154 104V102H156V101ZM160 100V101H159ZM193 100V99H192ZM191 100V101H192ZM62 101V102H63ZM70 101V102H71ZM73 101H74V99H73ZM72 101V102H73ZM85 101V100H84ZM88 101V100H87ZM108 101V100H107ZM107 101H105V102H107ZM123 101V100H122ZM148 101V100H147ZM189 101H190V98H189ZM191 101H190V103H191ZM194 101V100H193ZM199 101V100H198ZM1 102H3V101H1ZM58 102V101H57ZM75 102V101H74ZM119 102H121V100L119 101ZM118 102V103H119ZM125 102H123V103H125ZM130 102H131V100H130ZM135 102V101H134ZM136 102H138V101H136ZM135 102V103H136ZM144 102V101H143ZM151 102H153L152 103V105H150V103ZM223 99H221V100H219L218 102H216L215 104H217L216 105V107H215V105H214V107H215V109H217V108H220V109H223V107H224V105H223ZM5 103V102H4ZM117 103V104H118ZM125 103V104H126ZM132 103V102H131ZM2 104V103H1ZM54 104V103H53ZM95 104V103H94ZM124 104V105H125ZM141 104H142V106H141ZM214 104V103H213ZM27 105V106H26ZM144 105V106H143ZM53 106V105H52ZM55 106H57V105H55ZM126 106V105H125ZM127 106H129V105H127ZM198 106V105H197ZM4 107V106H3ZM49 107H51V106H49ZM54 107V106H53ZM115 108H116V106H114ZM159 107V108H160ZM166 107V106H165ZM1 108V107H0ZM39 108V107H38ZM168 108V107H167ZM2 109V108H1ZM43 108L41 107V109H39V110H35L34 112H32L31 113V111H29V113L28 114H33V115H35V116H41V118H40V120H41V122H44L43 123V128H44V131H46V132H48V127L46 128V125L48 124L47 122L50 120L51 121V119L49 118V120H47L48 119V117H46L49 113H48V111L50 112V110H49V108L48 109H45V110H42ZM54 109V108H53ZM57 109H58V111L60 112V110H59V107H57ZM69 109V110H68ZM117 109V108H116ZM148 110V116H146V118L143 116V114H142V112H144L143 110ZM164 109V108H163ZM215 109H213L211 112H214L215 113ZM239 109V108H238ZM6 110V109H5ZM8 110V109H7ZM13 110V109H12ZM111 110H113L112 112H111ZM160 110V109H159ZM162 110V109H161ZM52 111V110H51ZM58 111H57V113H58ZM223 112H224V110H222ZM241 111V110H240ZM244 111H246V108H245V110ZM12 112V111H11ZM56 112V111H55ZM216 112H217V110H216ZM221 112V111H220ZM222 112V113H223ZM226 112V111H225ZM242 112V111H241ZM13 113V112H12ZM117 113V112H116ZM147 113V112H146ZM213 113V114H214ZM236 113V112H235ZM61 114V113H60ZM227 114H228V112H227ZM227 114L225 113L224 115H219V116H221V117H224V118H226V117H228L229 116V114H228V116H227ZM12 115V114H11ZM50 115V114H49ZM55 115V114H54ZM53 115V117H58V116H54ZM59 115V114H58ZM114 115V114H113ZM119 115V114H118ZM122 115V114H121ZM124 115H126V114H124ZM240 115V114H239ZM8 116H10V113H9V115ZM8 116L6 117V119H9L8 118ZM31 116V115H30ZM37 116V117H38ZM109 117H110V114L108 115ZM115 116H116V114H115ZM133 116H132V118H133ZM244 116V115H243ZM20 117V116H19ZM46 117V120L44 119ZM120 117V116H119ZM131 117V116H130ZM230 117V116H229ZM246 117V116H245ZM2 118V117H1ZM0 118V119H1ZM35 118V117H34ZM39 118V117H38ZM52 118V117H51ZM61 118H62V116H61ZM114 118V117H113ZM118 118V117H117ZM135 118V117H134ZM155 118V117H154ZM206 118V117H205ZM219 118V117H218ZM3 119V118H2ZM22 119H23V117H22ZM54 119V118H53ZM106 119V118H105ZM110 119V118H109ZM118 119H120V118H118ZM177 119H175V120H177ZM207 119V118H206ZM242 119V118H241ZM40 120H39V122H40ZM66 120V119H65ZM107 120V119H106ZM116 120V119H115ZM131 120H130V122H131ZM235 120V119H234ZM237 120H240V118H237ZM2 121V120H1ZM11 121V120H10ZM18 120L17 119H12V122H9L8 124H6L4 127H2L1 129H0V131L1 130H4V128L6 127H13L14 125H16L18 122H17ZM22 121V120H21ZM20 121V122H21ZM31 121V120H30ZM56 121H58V118H57V120ZM56 121H54V122H56ZM61 121V120H60ZM80 122V123H77L76 124V122ZM148 121L149 120H147V122L146 123H148ZM173 121V120H172ZM178 121H176V122H178ZM243 121V120H242ZM59 122V121H58ZM67 122V121H66ZM65 122V123H66ZM110 122H112V121H110ZM114 122V121H113ZM112 122V123H113ZM116 122H118V121H116ZM115 122V123H116ZM143 122V121H142ZM144 122H145V120H144ZM143 122V123H144ZM182 122V121H181ZM185 121H183V123H184ZM188 122H190V121H188ZM196 122V121H195ZM237 122H239V121H237ZM241 122V121H240ZM1 123V122H0ZM4 123V122H3ZM23 123V122H22ZM27 123V122H26ZM30 123H33V121L32 122H30ZM50 123H52L53 124V122L51 121ZM60 123H62V121L60 122ZM64 123V124H65ZM107 123V122H106ZM160 122H158V124H159ZM162 123V122H161ZM175 123V122H174ZM182 123V124H183ZM193 122L191 121V124H192ZM25 124V123H24ZM37 124H38V122H37ZM63 123H62V125H64ZM67 124H70V123H67ZM108 125H105V126H103L101 129H102V131L103 132H107V130H108V128L109 127H112L110 124H109V122L107 123ZM157 124V123H156ZM188 124V123H187ZM194 124V123H193ZM241 124V123H240ZM243 124V123H242ZM255 124H257L256 122H255ZM27 125V124H26ZM49 125V124H48ZM47 125V126H48ZM56 125V124H55ZM55 125H52V126H55ZM57 125H58V123H57ZM56 125V126H57ZM117 125L119 126V123H117ZM116 124L113 126V130L116 128V126H117ZM153 125V124H152ZM160 125V124H159ZM164 125V124H163ZM171 125V124H170ZM185 126H186V124H184ZM183 125V126H184ZM243 125H246V124H243ZM249 125H251V124H249ZM248 125V126H249ZM1 126V125H0ZM3 126V125H2ZM56 126H55V128H56ZM59 126V125H58ZM65 126V125H64ZM64 126H62V127H64ZM142 126V125H141ZM201 126H204L203 124H201V125H199V126H194V127H196V128H198L199 129V127H201ZM253 126H255V125H253ZM259 126V125H258ZM258 126H256V127H258ZM26 127V126H25ZM39 127H40V125H39ZM38 127V128H39ZM62 127L60 128V129H62ZM69 127H70V125H69ZM131 127V128H132ZM140 127V126H139ZM138 126H137V128H139ZM154 127V126H153ZM161 127H163V126H160V127H157V128H155L156 130H157V132H159L160 133V135L161 134H163L164 133V129L163 128H161ZM166 127H168V126H166ZM176 127V126H175ZM180 127V126H179ZM263 127H264V125H263ZM19 128V127H18ZM23 128V127H22ZM52 128V127H51ZM65 128V127H64ZM76 128V129H75ZM118 128V127H117ZM136 128V129H137ZM170 128V127H169ZM203 128V127H202ZM202 128H200V129H202ZM33 129V128H32ZM39 129H42V127H40ZM70 129V128H69ZM83 129H85V128H83ZM87 129V128H86ZM120 129H121V127H120ZM134 129V128H133ZM132 129V130H133ZM173 129V128H172ZM195 129V128H194ZM198 129H196V130H198ZM7 130V129H6ZM35 130V129H34ZM37 130V129H36ZM58 130V129H57ZM56 130V131H57ZM63 130V129H62ZM67 130V129H66ZM88 130V129H87ZM128 130H130V129H128ZM128 130H126V131H128ZM132 130H131V132H132ZM138 130V129H137ZM170 130H171V128H170ZM175 130V129H174ZM185 130V129H184ZM183 130V131H184ZM196 130H194V131H196ZM252 130V129H251ZM256 130H258L259 131V129L257 128ZM261 130V129H260ZM43 131V130H42ZM54 132L55 134H57V132ZM60 131V130H59ZM67 131V132H68ZM115 131V130H114ZM173 130H171V132H172ZM201 131V130H200ZM253 131H254V129H253ZM3 132V131H2ZM28 132H29V129H28ZM49 132H50V130H49ZM64 132H66L65 131V129H64ZM74 132V133H75ZM102 132V133H103ZM177 132V131H176ZM178 132H179V130H178ZM178 132H177V134H178ZM190 132V131H189ZM188 132V133H189ZM32 133V132H31ZM60 133H62L61 131H60ZM59 133V134H60ZM71 133H69L70 135H71ZM73 133V134H74ZM101 133V134H102ZM159 133H157V134H159ZM175 133V132H174ZM173 133V134H174ZM255 133V132H254ZM257 133V132H256ZM255 133V134H256ZM4 134V133H3ZM63 134H65V133H63ZM62 134V135H63ZM100 134V135H101ZM10 135V134H9ZM25 135H27V131H26V133H25ZM35 135V134H34ZM159 135V136H160ZM170 135V134H169ZM168 135V136H169ZM179 135H180V133H179ZM184 135H186V134H184ZM183 135V136H184ZM23 136V135H22ZM53 136V135H52ZM57 136V135H56ZM55 136V137H56ZM66 136V135H65ZM64 136V137H65ZM68 136V135H67ZM158 136V137H159ZM164 136V134L162 135V137ZM167 136V137H168ZM253 136V135H252ZM5 137V136H4ZM12 137V136H11ZM62 137V136H61ZM64 137H62L63 138V140L65 139ZM70 137V136H69ZM74 137H75V134H74ZM77 137V136H76ZM166 137V136H165ZM2 139H4V140H6V137L5 138H3V135H2V137H1ZM26 138V137H25ZM54 138V137H53ZM57 138V137H56ZM55 138V139H56ZM62 138H61V140H62ZM72 138H73V136H72ZM160 138V137H159ZM169 138V137H168ZM13 139V138H12ZM58 139V138H57ZM67 139V138H66ZM68 139H70V138H68ZM161 139V138H160ZM166 139V138H165ZM23 139H21V141H22ZM62 140V142H64ZM24 141V140H23ZM30 141V140H29ZM68 141H70V140H68ZM253 141V140H252ZM4 142V141H3ZM6 142H10L9 140L8 141H6ZM0 143L2 144V142L0 141ZM5 143V142H4ZM3 143V144H4ZM8 143H6V144H8ZM259 143V142H258ZM66 144V143H65ZM10 145V144H9ZM57 145V144H56ZM60 145V144H59ZM63 146H64V144H62ZM61 145V146H62ZM243 146V145H242ZM261 146H264V145H261ZM57 147H58V145H57ZM253 147H254V145H253ZM260 147V146H259ZM63 148V147H62ZM89 148V147H88ZM246 148V147H245ZM255 149V148H254ZM259 149V148H258ZM264 149V148H263ZM256 150H257V148H256ZM251 151H252V149H251ZM260 151V150H259ZM264 151V150H263ZM262 151V152H263ZM5 153V152H4ZM254 153V152H253ZM252 153V154H253ZM255 153H259L258 152V150H257V152H255ZM1 155H2V153H0ZM260 154V153H259ZM255 155V154H254ZM262 155H264V153L262 154ZM4 156V155H3ZM236 156V155H235ZM234 157V156H233ZM3 158V157H2ZM1 158V159H2ZM232 158V157H231ZM253 158V157H252ZM251 158V159H252ZM261 158V157H260ZM0 159V160H1ZM238 159V158H237ZM246 160V159H245ZM255 161H256V157H255V159H254ZM259 160V159H258ZM262 160V159H261ZM247 161V160H246ZM249 162V161H248ZM247 162V163H248ZM254 162V161H253ZM257 162H259V161H257ZM261 162H259V164H260ZM255 164H256V162H255ZM263 164V163H262ZM241 165V164H240ZM239 165V166H240ZM253 165V164H252ZM257 165V164H256ZM264 165V164H263ZM244 166V165H243ZM261 167H262V165H260ZM255 167V166H254ZM260 168V167H259ZM241 169V168H240ZM244 171V170H243ZM252 171V170H251ZM262 171H263V169H262ZM241 172H242V170H241ZM245 172H247V171H245ZM256 172V171H255ZM244 173V172H243ZM248 173V172H247ZM246 173V174H247ZM249 173H252V172H249ZM253 174V173H252ZM250 175V174H249ZM247 176H248V174H247ZM246 176V177H247ZM259 176V175H258ZM251 177V176H250ZM264 177V176H263ZM255 178V177H254ZM254 178H252V179H254ZM262 178V175H261V177H260V179ZM251 179V180H252ZM257 179H258V177H257ZM259 180V179H258ZM257 180V184L258 185H256V187L258 188V189H260V191H261V189H263L264 188V181L261 179V181L259 182ZM250 181V180H249ZM242 183V182H241ZM253 185V184H252ZM248 186V185H247ZM246 187V186H245ZM240 188H241V186H240ZM244 191V190H243ZM251 191H252V189H251ZM249 192L250 193V198H248V197H246L247 199H243V195L241 196V198L243 199V201H248V202H252L254 205H257L258 206V204H259V202H262L263 204H264V195H259L257 198L255 197V194L256 193H253V192ZM253 191H255L256 192V190H253ZM258 191V190H257ZM264 191V189L261 191V192H263ZM234 192V191H233ZM236 193V192H235ZM237 194V193H236ZM259 194V193H258ZM257 194V195H258ZM228 195V194H227ZM226 195V196H227ZM230 195V194H229ZM231 195H232V193H231ZM233 195H235V194H233ZM237 196V195H236ZM247 196V195H246ZM229 197V196H228ZM238 197V196H237ZM227 198V197H226ZM232 199H233V196L231 197ZM241 198H240V201H241ZM228 199V198H227ZM230 199V198H229ZM228 199V200H229ZM232 199H230L229 200V202L232 200ZM237 199V198H236ZM235 199V200H236ZM239 200V199H238ZM246 201V202H247ZM247 202V203H248ZM212 204V203H211ZM245 204V203H244ZM252 204V206H254ZM208 205H210V204H208ZM250 205H251V203H250ZM256 206V207H257ZM209 207V206H208ZM211 208V207H210ZM227 208V207H226ZM204 209V208H203ZM223 209V208H222ZM231 209V208H230ZM209 210V209H208ZM229 210V209H228ZM228 210H226V211H228ZM232 210V209H231ZM225 211V209L223 210V212ZM261 211H264V205H262V207L260 208V212ZM211 212V211H210ZM212 212H213V210H212ZM221 212H222V210H221ZM219 213V212H218ZM227 213V212H226ZM229 213V215H230V213H233L232 211H230V212H228ZM227 213V214H228ZM214 214H215V216H218V215H216L217 213H215V211H214ZM213 214V215H214ZM251 214V212L249 213V215ZM212 215V214H211ZM223 215V214H222ZM226 215V214H225ZM224 216V215H223ZM258 216H260V215H258ZM262 216V215H261ZM195 217V216H194ZM203 217V216H202ZM205 217V216H204ZM226 218H229V216H227ZM210 219V218H209ZM207 220V219H206ZM235 220V219H234ZM196 222H199V221H196ZM206 222H208V221H206ZM234 222V221H233ZM236 222V221H235ZM242 222V221H241ZM260 222V221H259ZM215 223V222H214ZM213 223V224H214ZM251 223H256V222H251ZM263 223H264V221H263ZM208 224V223H207ZM248 224V223H247ZM258 224V222L255 224V226H253V224L252 225H250V226H253L250 230H247V229H245V228H240V227H238V226H236V227H234V228H229L228 230H226V236L224 237V238H226L227 239V241L228 242H231L232 244L230 245V249L229 250H226L225 252H222V251H216V248H215V250H213L212 248H213V246H212V248H209V247H206V249L204 248V250H205V252H203V253H201V254H199V255H201L202 257H203V255H205V258L204 259H202V257H200L199 255V257H200V259H202L201 260V262L199 261V257L197 258V259H195V257H194V255H195V252L196 251H198V250H201V248H202V245H204L203 243L205 242V240H204V242L202 243V242H200L199 240H201V239H198V237H196V235L192 238V239H187V240H184L183 238H185V237H181L180 238V236L178 235V237L179 238H176V241L175 242H173V245H174V247L176 248L175 250H176V253L175 254H177V257H174V258H176L175 259V261H173V262H171V263H173V264H196V262L198 263H200V264H217V262H218V264H243L242 263V260L241 259H239L238 257H240V256H243V254L244 253H246V255H247V253H250V254H252V253H254V254H256V252H259V256L260 257H257L256 259H255V261H253L252 260V262H253V264H264V250H263V248H262V245H261V243H262V241H261V239L264 237V224H259V225H257ZM196 225V224H195ZM209 225V224H208ZM237 225V224H236ZM241 225V224H240ZM211 226V225H210ZM215 226V225H214ZM230 226V225H229ZM248 226V225H247ZM227 227V226H226ZM194 228L195 227H192L191 229H193L194 230ZM247 228V227H246ZM71 229V228H70ZM211 229V228H210ZM62 230V229H61ZM215 230V229H214ZM202 231H204L203 229H202ZM216 231V230H215ZM201 232V231H200ZM220 232H221V230H220ZM53 233V232H52ZM60 233V232H59ZM170 233V232H169ZM201 235V234H200ZM71 236V235H70ZM174 237L176 236L177 237V235L175 234V235H173ZM203 236H204V238L206 237V238H208L209 236H210V232H208V233H206V231H205V233H203ZM173 237V238H174ZM213 237V236H212ZM211 237V238H212ZM230 238H233L232 240H230ZM75 239V238H74ZM215 239V238H214ZM213 239V240H214ZM264 239V238H263ZM262 239V240H263ZM208 240H210V237L208 238ZM221 240H222V238H221ZM220 240V241H221ZM56 241V240H55ZM73 241V240H72ZM219 241V240H218ZM224 241V240H223ZM84 242H86V241H81V242H79L78 240H74V242H71V245H76L77 247H82V250H86L87 252H85V253H87V254H89V256L87 255V257H84V259H80L79 257H75V258H72L71 260L67 257H65L66 256V254H65V256L63 255V257H60L59 258V260H60V262H59V264H128V263H130V264H135V263H137L141 258H143L142 257V255L140 254L139 255V251H138V249H136V248H134V247H132V245L130 246H127L124 250H120L119 248H117V247H113V245H111L110 246V244L107 242V243H98V242H96V244H93V243H90V244H86V243H84ZM213 242V241H212ZM98 243V244H97ZM210 243V242H209ZM222 243V242H221ZM226 243V242H225ZM84 244V245H83ZM207 244V243H206ZM206 244H205V246H206ZM65 245H67V244H65ZM170 245V244H169ZM227 245V244H226ZM62 246V245H61ZM134 246V245H133ZM172 246V245H171ZM171 246H169V248L171 247ZM217 246H219V245H217ZM71 247H73V246H71ZM158 247V246H157ZM204 247V246H203ZM211 247V246H210ZM214 247H215V245H214ZM226 247V246H225ZM67 248V247H66ZM84 248V249H83ZM218 248V247H217ZM222 248V247H221ZM172 249V248H171ZM77 250H79V249H77ZM143 250V249H142ZM158 250H159V248H158ZM164 250V249H163ZM210 250H212V251H210ZM218 250V249H217ZM223 250V249H222ZM153 253H155L154 251H157L156 250V248L154 247V248H152V250H151ZM172 251V250H171ZM82 252H84V251H82ZM143 252H144V250H143ZM141 252L143 255L146 253V252ZM163 253H164V251H162ZM175 252V251H174ZM81 253V252H80ZM138 253V254H137ZM153 253H151V254H153ZM173 253V252H172ZM171 253V254H172ZM62 254H64V253H62ZM72 254V253H71ZM184 254L185 255H187V257H183L184 256ZM196 254H198V253H196ZM253 254V255H254ZM78 255V254H77ZM80 255V254H79ZM82 255H84L83 253H82ZM155 255V254H154ZM162 255H164V254H162ZM160 256V257H158L157 259H156V264H164V263H166V262H163V256ZM193 255V256H192ZM53 256V255H52ZM84 256H86V255H84ZM169 256V255H168ZM172 256H174V253H173V255ZM171 256V257H172ZM176 256V255H175ZM193 257V258H190V257ZM250 256V255H249ZM258 256V255H257ZM82 257V256H81ZM135 257V258H134ZM244 257V256H243ZM53 258V257H52ZM112 260H111V259ZM133 258V259H132ZM242 258V257H241ZM254 258V257H253ZM54 259V258H53ZM62 259V260H61ZM114 259V260H113ZM165 259V258H164ZM166 259H169V258H166ZM215 260V262L216 263H214L213 261ZM217 259V260H216ZM88 260V261H87ZM143 260V259H142ZM171 260V259H170ZM249 260L250 259H248V262H249ZM56 261V260H55ZM172 261V260H171ZM251 261V260H250ZM54 262V261H53ZM168 262V261H167ZM251 262V263H252ZM44 263V262H43ZM246 263V262H245ZM52 264V263H51ZM167 264V263H166ZM247 264H249V263H247Z\"/></svg>", "mask_w": 264, "mask_h": 264}]
</instances>
